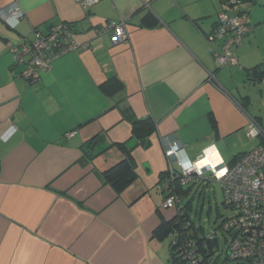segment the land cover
I'll return each mask as SVG.
<instances>
[{
  "label": "crops",
  "instance_id": "obj_1",
  "mask_svg": "<svg viewBox=\"0 0 264 264\" xmlns=\"http://www.w3.org/2000/svg\"><path fill=\"white\" fill-rule=\"evenodd\" d=\"M260 1L236 6L251 31L235 49L239 65L219 68L213 51L222 42L208 37L220 0H104L88 9L18 0L16 28L0 19V264H170V239L154 235L178 216L161 207L165 151L178 144L195 162L215 146L230 166L262 145L246 136L253 121L264 132V84L248 76L264 62ZM13 2L0 0V11ZM110 22L126 23L128 41L98 34ZM59 24L73 27L81 48L28 82L12 48ZM112 80L123 88L108 96L101 86ZM127 111L155 122L148 146L132 138ZM122 144L136 179L118 191L104 173L126 157Z\"/></svg>",
  "mask_w": 264,
  "mask_h": 264
},
{
  "label": "built area",
  "instance_id": "obj_2",
  "mask_svg": "<svg viewBox=\"0 0 264 264\" xmlns=\"http://www.w3.org/2000/svg\"><path fill=\"white\" fill-rule=\"evenodd\" d=\"M102 1L104 0H76L86 9ZM231 3L235 4L236 1L231 0ZM23 18L24 14L18 0H14L9 7L0 11L1 21L12 29H15ZM250 31L251 26L246 13L221 11L217 15L215 28L208 40L210 43L222 42V53L213 51L219 68L239 65L235 49L242 46ZM102 33H109L114 45L122 44L129 39L125 22H110L98 32ZM80 48L75 40L73 27L59 24L51 27L46 34L35 33L31 41L12 48L11 51L16 63L26 66L23 77L33 83L39 79L42 72L50 70L56 60ZM262 135L264 132L255 121L246 130L249 139H256ZM179 153H183V148L178 144H171L165 151L170 170L163 179L162 190L165 196L162 209L176 210L179 214L181 196L178 195V190L190 187L209 175V181L220 184L224 205L232 211L231 216L222 225V230L229 238L226 250L228 260L236 264H264V146L240 156L230 166L226 164L217 166L216 171L226 170L223 176H216L208 166L190 172L182 169ZM202 158L203 154L197 160ZM176 231L170 235L172 246L176 248L178 260L176 264H204L207 251L203 250L210 247L209 244L215 240L214 236L209 237V242L200 244L196 239L187 238L179 241L182 232ZM217 247L219 248V245ZM210 259L211 257L206 263Z\"/></svg>",
  "mask_w": 264,
  "mask_h": 264
},
{
  "label": "trees",
  "instance_id": "obj_3",
  "mask_svg": "<svg viewBox=\"0 0 264 264\" xmlns=\"http://www.w3.org/2000/svg\"><path fill=\"white\" fill-rule=\"evenodd\" d=\"M222 5H223V11H227L229 13H245V12H237L236 6L241 5L243 0H235L236 3L232 4L231 0H220ZM251 5L257 4L258 0H244ZM248 76L249 79L255 83L258 84H263L264 81V62L261 63L260 65H257L256 67L250 69L248 71ZM113 85H110L109 83H106L101 86V90L103 93H105L108 96H113L115 93L119 92L123 88V84L119 82L118 80H112ZM109 84V85H108ZM126 118L130 119L132 122V138L136 140L138 143L145 144L148 146V140L149 138L156 132V124L155 122L148 118V119H143V120H137L133 117V114L131 111H127L125 113ZM214 130H216V124L214 122ZM262 137V145L264 146V135ZM98 141V138H94L91 140L87 145L88 147V152L86 155H89L90 152L92 153L91 149L93 145ZM122 151L125 152L126 157L124 160H122L120 163L109 169L107 172L104 173V179L106 183L114 186L118 191H122L129 187L136 179V170H135V164L134 161L132 160L131 153H132V148L128 147L126 144H122L120 146ZM236 162V161H235ZM234 162V163H235ZM233 163V164H234ZM206 178V177H205ZM203 179L202 181H206V179ZM222 190V188H221ZM178 195L181 196V202H182V197L184 195V190L179 189L178 190ZM223 193V192H222ZM180 212L178 216L173 220L172 222H169L167 224H163L156 230L154 235L158 236L160 239H170V235L174 233V231L179 230L182 232L181 236H179L178 240H187L189 239H196L200 244L209 242L208 239L210 236H214L213 242L209 244L210 247L203 251H207V255L205 256L203 262L204 264L211 263L214 261L215 257L221 253V249L217 247L219 245V239L217 237V234L215 232L211 233L210 235L206 236L202 234V229H198L195 224L192 222L190 219V215L188 212V206L182 207L181 204L179 206ZM226 221V219L223 220ZM222 223V225H223ZM222 230V226H221ZM223 231V230H222ZM177 232V231H176ZM224 232V231H223ZM225 234V232H224ZM226 235L225 241H229V238ZM172 240V239H171ZM170 240V264H176L178 263L177 256H176V248L172 246V242ZM228 243V242H227ZM209 257L211 259L208 261ZM226 262L229 261L227 257V251H226V256H225ZM202 262V260H201ZM214 264H217V260L214 262Z\"/></svg>",
  "mask_w": 264,
  "mask_h": 264
},
{
  "label": "rangeland",
  "instance_id": "obj_4",
  "mask_svg": "<svg viewBox=\"0 0 264 264\" xmlns=\"http://www.w3.org/2000/svg\"><path fill=\"white\" fill-rule=\"evenodd\" d=\"M256 5L260 7L261 1L258 0ZM238 10H242L241 5H238ZM253 106L258 109L259 102L256 100V104L253 103ZM205 179L208 180L209 177L207 176ZM180 204L182 207L188 206L190 219L198 229H202V234L206 236L213 232L217 234L221 253L208 264H214L216 260L217 264H236V262H226L225 259L227 242L221 226L223 220L231 216L232 211L224 205L220 186L214 181H202L200 185L192 187L189 196L184 197Z\"/></svg>",
  "mask_w": 264,
  "mask_h": 264
},
{
  "label": "clouds",
  "instance_id": "obj_5",
  "mask_svg": "<svg viewBox=\"0 0 264 264\" xmlns=\"http://www.w3.org/2000/svg\"><path fill=\"white\" fill-rule=\"evenodd\" d=\"M178 156L181 168L186 171L202 170L205 166H208L216 176H223L226 172V170L216 171L217 166L222 163V158L215 146L206 148L203 152V158L196 162L187 158L183 153H179Z\"/></svg>",
  "mask_w": 264,
  "mask_h": 264
}]
</instances>
